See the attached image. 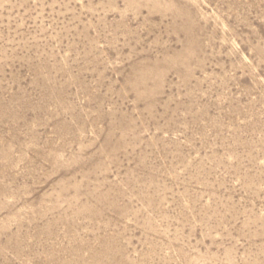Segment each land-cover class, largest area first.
Segmentation results:
<instances>
[{
	"label": "rangeland",
	"instance_id": "1",
	"mask_svg": "<svg viewBox=\"0 0 264 264\" xmlns=\"http://www.w3.org/2000/svg\"><path fill=\"white\" fill-rule=\"evenodd\" d=\"M0 264H264V0H0Z\"/></svg>",
	"mask_w": 264,
	"mask_h": 264
}]
</instances>
